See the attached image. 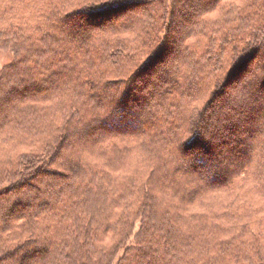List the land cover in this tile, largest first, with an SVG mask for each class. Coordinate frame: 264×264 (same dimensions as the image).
<instances>
[{"label": "trees", "instance_id": "1", "mask_svg": "<svg viewBox=\"0 0 264 264\" xmlns=\"http://www.w3.org/2000/svg\"><path fill=\"white\" fill-rule=\"evenodd\" d=\"M0 54V264H264V0H0Z\"/></svg>", "mask_w": 264, "mask_h": 264}, {"label": "rangeland", "instance_id": "2", "mask_svg": "<svg viewBox=\"0 0 264 264\" xmlns=\"http://www.w3.org/2000/svg\"><path fill=\"white\" fill-rule=\"evenodd\" d=\"M198 2H200V0H198ZM179 7H182L180 4H178L177 6H176V9H178ZM189 23H186L183 27H185L186 28V26L188 25ZM61 29L63 30V31H66L67 30V28L66 27H61ZM177 58V56L174 54V53H172V54H170L168 57H167V59L165 60V62L162 64V66L161 67H166V68H168V66L172 63V61L174 60V59H176ZM11 60V57L9 56V55H6V54H0V71H1V69L3 68V66L4 65H6L7 64V62L9 63V61ZM170 71V70H169ZM245 77H247V76H245ZM245 77H242V81H246V79L247 78H245ZM152 81V80H151ZM154 85V87H156V88H158L160 85L159 84H155L153 81L152 82H150L149 83V86H153ZM239 85H241V84H239ZM238 85V86H239ZM41 86L42 87H44V88H47L48 87V84L47 83H42L41 84ZM234 88V87H233ZM20 91H22V90H20ZM228 91V90H227ZM143 93V95H145V96H148L150 93L148 92V91H145V92H142ZM144 106V102L142 101L138 106L136 105V106H133V108H132V110H136V109H139V108H142ZM7 109L8 108H4V109H2V111H1V113L2 114H4V113H6V111H7ZM260 112V111H259ZM259 112H257L256 113V115L259 113ZM1 114V115H2ZM0 115V116H1ZM96 130H98V129H96ZM96 130H95V132H96ZM93 132H94V130H93ZM81 141V140H80ZM79 144H83L82 142H78ZM185 160H188V159H186L185 158ZM39 184V183H38ZM42 193V192H41ZM20 199H24V198H20ZM15 201H18V200H15ZM14 201V202H15ZM24 201H26L25 199H24ZM30 205H32V206H34L33 205V203L32 202H30ZM36 208V207H35Z\"/></svg>", "mask_w": 264, "mask_h": 264}]
</instances>
